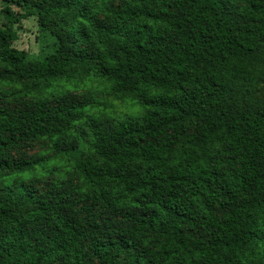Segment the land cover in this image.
<instances>
[{"label": "trees", "instance_id": "obj_1", "mask_svg": "<svg viewBox=\"0 0 264 264\" xmlns=\"http://www.w3.org/2000/svg\"><path fill=\"white\" fill-rule=\"evenodd\" d=\"M5 2L51 52L0 29V264H264V0ZM98 82L140 115L104 129Z\"/></svg>", "mask_w": 264, "mask_h": 264}, {"label": "rangeland", "instance_id": "obj_2", "mask_svg": "<svg viewBox=\"0 0 264 264\" xmlns=\"http://www.w3.org/2000/svg\"><path fill=\"white\" fill-rule=\"evenodd\" d=\"M5 1L8 0H0V29L6 32L12 46L37 57L43 53H50L51 50L46 47L45 42L48 43L51 39L47 41L41 40L34 13L14 3L7 4ZM27 1L33 2L36 0ZM6 6L10 12L5 10ZM90 89L95 94L97 101L96 107L98 106L97 108L102 115L101 119L105 122L104 129L112 128L117 120L124 121L125 118H136L140 115L138 106L131 103L124 95H115L105 83H94L90 86ZM85 94L81 91H72L68 98H71L75 103H80ZM0 107L12 109L20 106L15 103L8 104L0 102ZM48 150L49 144L47 141H24L11 154L15 160L41 159L49 156V154L47 155ZM56 178V176L46 175L37 178V180H33L37 195L56 193L58 190L52 185ZM29 181L32 182V180ZM67 185L69 186V184ZM82 207V203L77 205V209H79L78 217H84L86 214L85 211L80 210ZM102 212L103 210L100 207L93 210L95 214H101Z\"/></svg>", "mask_w": 264, "mask_h": 264}]
</instances>
